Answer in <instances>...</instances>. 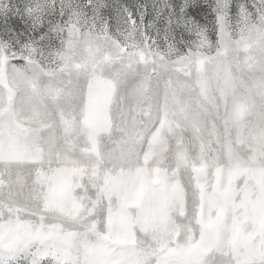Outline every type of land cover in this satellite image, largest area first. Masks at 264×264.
I'll use <instances>...</instances> for the list:
<instances>
[{"label":"snow or ice","instance_id":"obj_1","mask_svg":"<svg viewBox=\"0 0 264 264\" xmlns=\"http://www.w3.org/2000/svg\"><path fill=\"white\" fill-rule=\"evenodd\" d=\"M0 264H264V0H0Z\"/></svg>","mask_w":264,"mask_h":264}]
</instances>
